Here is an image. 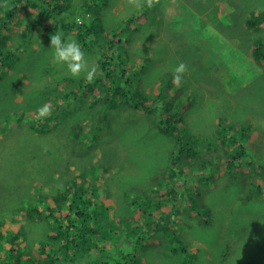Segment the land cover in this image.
Listing matches in <instances>:
<instances>
[{
    "label": "rangeland",
    "instance_id": "374dc122",
    "mask_svg": "<svg viewBox=\"0 0 264 264\" xmlns=\"http://www.w3.org/2000/svg\"><path fill=\"white\" fill-rule=\"evenodd\" d=\"M77 1L82 2L84 10L85 0L70 2L77 6ZM100 1L101 8L93 5L92 10L102 18L103 33L112 37H115L114 34L122 25L145 13V19L131 22L134 29L142 30L138 36L132 31L130 43H134L131 48L129 44L130 54L136 64L146 66V72L138 76L136 86L142 89L140 95L147 88L153 87L154 92L161 85L164 86V91L172 93L171 99L159 101L161 114L165 113L166 108L173 109L176 105L185 107L178 111L177 117L179 120L183 114L181 128L184 132H191L205 142L217 143L213 153L216 155L212 156V162L208 166L212 169L204 162H201V168H206L205 171H191L186 164L182 165L184 171L172 175L182 196L178 195L175 201H168L166 187L160 189L163 183L157 177V168L170 170L172 163L168 162L169 156L171 153L173 156L178 153L175 141L152 124L151 115H145L126 105L113 110L119 114L114 118L120 120V123L111 131H106V128L100 131L102 124L91 123V119L87 117L83 121L85 131L77 139L71 125L61 123L69 120L63 118L61 121V118L69 116L71 113L67 112L84 102L88 96L89 101L98 102L100 88L95 87L94 99L92 87L83 73L74 78L66 65L54 62L49 38L62 33L75 39L82 47L89 64L98 66L93 80L103 73L100 53L93 51L91 46H84L79 33L75 32H79L78 30H66L61 24H54L52 19L56 20L55 15L46 12L49 9L46 2L41 6V3L36 5L27 0H0V24L11 17L8 24L4 23V36L0 38L5 41V44L0 42V52L3 51L0 63L4 62V51L8 56L16 53L17 58V64L13 68L5 67L7 72L1 70L0 73V218L3 219L4 214L10 210L11 218L20 219L22 208L27 207L38 193L36 184H46V193L56 192L62 187L66 190L71 187L69 178L98 163L102 167L98 166L97 173H93L98 178L94 180L92 174L90 181L94 180L97 185V182L104 184L110 189L111 195L110 199L98 198L95 202L103 204L107 210L106 221L115 218L120 221L122 217V221H127L122 230L108 226L109 240L105 244L113 246V251L105 259L111 258L113 264H117L115 258L121 249L120 245L115 244L117 240L124 237L130 246L128 241L132 240V222L145 224L147 221H155L158 216H163L175 207L177 210L174 218L180 223L176 224L179 230L176 233H166L161 245L150 249V264H183V259L188 255L179 249L181 247H186L189 252L196 249L197 259L202 262L209 260V264H225V261L242 264L251 259L257 264L264 262V65L252 61L245 63L242 58L236 59L237 52L247 57L249 53L246 50H250L252 41L264 38V27L248 29L243 25L250 11L264 9V0H159L156 8L142 3L139 9L130 5L127 0H98ZM110 3L111 6H108ZM74 6L71 8L75 14L69 11L61 16V20H78L82 24L92 18V13L79 16V10L75 11L78 8ZM86 15L87 18H84ZM34 19L37 21L33 22ZM94 38L100 46L102 40L98 36ZM122 43L128 44L125 37ZM113 45L117 48L116 52H119V45ZM138 45L140 49L136 51ZM120 55L126 57L125 52ZM181 62L188 66V71L183 76L181 86L177 87L173 83V75L174 69ZM213 73L221 75L215 76ZM170 78L172 83L168 84ZM213 78L222 84L219 88L210 84ZM154 100L155 106L156 99ZM46 102L56 109L58 104L65 105L57 112L58 115L55 114L56 117L50 118L51 124L48 126L47 118H38V109ZM94 107L98 108L99 105L94 104ZM95 110H92L94 114ZM59 120L61 122L56 124ZM231 122H239L245 128L248 145L253 147L252 155L245 151L241 158L244 167L240 165L236 169L227 168L228 157H224L227 160L220 166V155L216 152L220 148V152L224 153L222 145L215 139L220 137L218 126L224 125L226 130L230 128ZM44 131L47 132L43 133ZM94 133H99L100 136L105 134L94 147H90L84 140L87 141L88 135ZM52 135L60 143L64 141L68 144L53 147ZM41 141L46 146L40 152L34 142ZM205 142L200 146L206 149ZM242 144H245V140ZM47 148L53 152L46 153ZM188 155L189 151H186L184 156ZM58 158H62V161ZM103 161L108 165L109 162L121 164L122 170L118 173L107 170L108 165ZM129 174H132L131 179H127ZM223 175L226 177L222 179ZM154 176L157 177L155 181ZM233 176L237 179H233ZM200 186L208 187L207 191H202ZM153 187L157 189L153 190ZM192 190L196 193L194 199H198L199 205L202 200L205 204L202 208L208 207L211 214L202 212V218L198 217L199 211L192 207L195 205L189 195ZM138 196L140 198L136 200L135 197ZM136 201L139 205H136ZM159 201L162 207L156 209ZM147 205L152 206L149 211L145 210ZM187 217L188 220L185 219ZM7 222L5 227L0 226V231L4 232L6 227L15 230L21 223L13 221L11 227L10 222ZM47 230L48 225L29 224L28 231L32 236L29 245L32 244V249H42V241L48 239ZM248 233L251 235L248 236ZM3 243L0 242V245ZM172 250L176 253L180 251L181 254L173 255ZM28 256L23 255L24 258ZM221 259L225 261H220ZM80 260L84 264L96 262L79 257L72 264H78Z\"/></svg>",
    "mask_w": 264,
    "mask_h": 264
},
{
    "label": "trees",
    "instance_id": "16d2710c",
    "mask_svg": "<svg viewBox=\"0 0 264 264\" xmlns=\"http://www.w3.org/2000/svg\"><path fill=\"white\" fill-rule=\"evenodd\" d=\"M22 1L23 0H20V2ZM27 1L33 2V4L36 5L38 3H41V6H43L46 2L49 6V9H46V12L51 14L53 13L55 15L56 20L52 19V22L54 24H61L66 30H69L70 28L75 30L79 29V32H75L79 33L81 42H83L85 46H91L96 53H100L101 55L103 73L89 82L92 90L100 88L98 95L100 99H98V102H90V96H88L84 102L76 107V114H74L75 107L73 110L67 112L71 113L69 115L70 117L74 114L77 117H81L79 119L89 117L93 122L102 123L108 118L115 119V115H119L117 114V112H113L114 108L120 106L125 107L126 105L129 108H133L135 111L142 112L145 115H151L152 124H154L160 132L164 133L175 141V144L179 148L180 152L176 156H173V153L170 154L168 159V162L172 163L170 170L168 171V169L166 168L163 171L164 168H157V171H159L157 177H159L160 181L163 183V185L160 186V189L166 187L165 192L168 194L167 200L175 201L176 197L181 194L176 187V181H174L172 175H175L181 171L183 172L184 169L182 168V165L185 164L191 171H194L196 169L205 171L206 168H201V162H204L207 167L211 164L212 156L216 155L213 153L214 147L217 146V143L214 141V143L211 144L209 143V141L205 142L201 139L196 138L195 135H193L191 132H184V130L181 128L184 121L183 115L180 117L179 121L177 120L178 111L183 110L185 108L184 106L176 105L173 109L166 108L165 113L161 114L162 111L159 107V101L165 99L166 102L167 100L172 98V93H170L168 90L164 91V86H159L160 88L154 92L152 91L153 87L147 88L145 89V91H143L142 95H140L142 89L138 86H135L138 82V76L146 72V66L144 67V65L141 66L140 64H136V62H134L133 56L130 55L129 44L131 48V44L134 43H130L133 38L132 31H134L138 36L140 30H142L134 29L131 22L133 20L145 19V13L143 12L141 15L132 18L130 20V23L122 25L121 28L114 34L115 37H112L103 33L101 27L102 18H100L97 13L92 10L94 8L93 5H97V8H101V1L98 2V0H85L84 4L86 8L84 10L82 9V2L77 1L78 5L75 7H79V16L82 17V15L92 13V18L86 20L82 24H79L77 21L74 22L72 20H61V16L69 13V11L70 13L75 14L71 8V5L74 6V4L70 2L71 0ZM158 5L159 4L154 3L153 8L158 7ZM108 6H111V3ZM42 15L43 14L41 12V17ZM10 20L11 17L5 19L4 22L0 24V38L4 36V23L8 24ZM61 21L62 23H59ZM74 23L77 25L75 26ZM243 25L248 29H252L257 26L259 28L264 27V9H256L255 11H250V15L247 18L246 22L243 23ZM47 29H49V27ZM96 36H98L100 40H102L100 46H98L97 44L98 40L94 38ZM124 37L127 39V46L126 43H122ZM108 38L109 40H107ZM111 38L113 39V42ZM0 42L5 44V41H2V39L0 40ZM114 43H117L119 45V52H116L117 48L113 45ZM139 49L140 47L138 45L136 51H138ZM249 49L250 50H246V52L249 53L247 57H244L243 55H240L239 52H237L238 57L236 56V59L242 58L244 59L245 63H248L251 61V59H253L257 63L264 65V38H258L255 41H252ZM2 52L3 51H1L0 54ZM122 52L126 53V57H122L120 55ZM15 55L16 53L8 56L4 51V62L0 63V73L1 70H4L5 67L7 69H11L13 68L14 64H17V58L15 57ZM200 61L201 60H199V62ZM7 69L4 70V72H7ZM169 83H172V78L169 79L168 84ZM154 99H156L155 106L153 105L155 103ZM165 102L163 103L164 105ZM94 104L99 105V107H94ZM49 105H51V103H49ZM51 106L53 111L51 115L46 117L47 126L51 124L50 118L56 117L55 114L61 108L65 107V105L63 104L56 105L57 109L53 105ZM93 108L96 109L95 114L92 111ZM106 116L109 117L106 118ZM95 117L96 120L94 119ZM69 122L73 124L72 126L76 124V121L73 118H71ZM226 122L227 124L229 123V121ZM231 123L232 124L229 126L230 128H226V130L224 125L218 126V133L220 137H216L215 139L219 144L222 145V147L226 146L227 148L223 147L224 153L220 152V148L216 152L220 155V166L222 165L223 161L225 162L224 157H228L229 160L227 162V168L234 167L236 169V167L244 165L241 161V158L244 157L245 151L250 155L253 154V147L248 145V133L246 132L245 128L241 126L239 122ZM235 123L239 124L236 125ZM77 125L78 126H76L74 129H79L75 134L76 138L79 139L83 130H80L82 126L81 123H77ZM220 127H222V129H220ZM46 132L47 131H44L43 133ZM102 137L103 136H100L99 133H94L92 135H88L87 141L84 140V142L88 146L94 147L98 143V140H100ZM243 140H245V144H242ZM204 142L207 146L206 149L200 146ZM43 143L44 141L38 143L34 142V145L37 144V146L39 147L40 152L46 146V144L43 145ZM51 144L56 148L59 145L66 146L68 143L64 141L60 143L57 137L55 135H52ZM47 150L48 151L46 153L49 152V154H51L53 152V150L52 152H50L49 148H47ZM186 151H189L188 156H184ZM58 160L62 161V158H58ZM103 162L108 165L106 161ZM96 164L97 165H91L88 169L80 172L75 177L69 178L71 187L66 190L65 187H62L60 189L58 188L56 192L46 193V184H36L35 188L37 189L38 193L33 196V200L30 201L27 207L22 208L20 219L11 218L10 215H12V212L10 210H8L6 214H4V216L6 215V218L4 216L3 219L0 218V226L2 225L3 227H5L7 221L10 222L11 227L13 225V221L21 222L20 225L15 228V230L10 227H6V230L4 229V232L0 231V242H4L0 245V264H63V262H65V264H72V262H75L79 257L86 261H96L94 264H113L111 258L105 259L106 255L108 256L113 248V246H108L105 244L106 240H109V235H107L108 226L113 227L114 229L119 228L118 230H122L123 226L125 225L124 223H127V221L122 222V219L124 218L120 219V221L116 218L114 220L108 219V221H106L105 218L107 217V210L105 209L103 204H96L95 200H98V198H100L101 200H106V198L110 199L111 195L110 189L107 188V186L99 182H97V185L95 184V182H93L95 178H98L95 177L93 173H97L98 166L102 167L101 164ZM116 167L117 163L112 164L111 162H109L108 168L106 169L115 171ZM176 169L179 170L177 171ZM51 173L52 172H50V174ZM201 174H199L200 177H202ZM225 174L227 176V171ZM91 175L92 178H94L93 181H90ZM226 176L223 175L221 178L223 179ZM157 177H155L154 181ZM213 179L217 180L214 177ZM233 179H237V177L233 176ZM88 184L91 185L86 186ZM156 189H154L153 187V190ZM207 189L208 187H204L202 188V191H207ZM195 194L196 193H194V191L192 190V193L189 195L190 199L194 201L195 207H192L199 211L198 217L202 216V212L209 214L211 210L208 207L202 208L205 207V204L201 200L202 204L199 205L198 199H194ZM138 198H140V196L135 197L136 200H138ZM157 204L158 205L156 206V209L162 207L161 201L157 202ZM136 205H139L137 201ZM150 208H152V206L147 205L145 210L149 211ZM176 210L177 207L164 214L163 216H158L157 220H151L150 222L147 221L145 224H140L138 221L137 225L136 221L132 222L133 227H131L132 231L130 233V237H132V240L128 241L130 243V246L127 244L124 237H122L123 240L119 238L115 244L116 246L120 245L121 249L119 250L117 258H115V261H119V264H141L143 260L142 264H150L152 259L149 257L150 249H152V247L154 246L161 245L163 236H165L166 233H176L175 231L179 230V228L176 227V224L180 223H178V220L174 218V215H176ZM141 217L142 216H140V218ZM188 217L185 219L188 220ZM29 224L48 225V230L46 231V233L48 232V239L42 241L43 247L39 251H35L34 249H32V244L29 245L30 238L32 237L31 233L28 231ZM250 235L251 233H248V236ZM138 245H141L142 247L140 248ZM129 249L130 252H127L129 251ZM179 249L182 252H186L188 255L187 258L183 259V264L211 263L209 260H205L202 262L197 259L198 253L196 252V249H192V252H189L186 247H181ZM172 251L173 252L171 254L173 255L181 254L179 250L178 253H176L174 250ZM24 254H28V258H24ZM130 257H132L133 259H130ZM220 261L225 260L221 259ZM234 263L235 262L230 263L228 261H225V264ZM263 263L264 262L258 264ZM78 264H84V261L80 260ZM242 264L257 263L255 260H246Z\"/></svg>",
    "mask_w": 264,
    "mask_h": 264
},
{
    "label": "clouds",
    "instance_id": "9594fccd",
    "mask_svg": "<svg viewBox=\"0 0 264 264\" xmlns=\"http://www.w3.org/2000/svg\"><path fill=\"white\" fill-rule=\"evenodd\" d=\"M158 2H159V0H128V3L130 5H132L133 7L137 8V9L142 7V3L146 4L147 7H152L154 5V3H158ZM261 9L263 10V8H261ZM255 10L256 9H254V11ZM84 18H87V15L84 16ZM49 39H50V47L53 49V60H54V62H56L58 64H61V65H66L68 72L74 78L80 77L81 74L83 73L85 75V78L89 82H91L93 80L94 76L96 75V73L98 71V66H94V65H90L89 64L88 60L85 58V53H84L82 47L80 46V44L75 39L67 37V36H64L62 33H56L54 35H51ZM254 62L256 63V61H254ZM187 71H188V66L185 63H183V62H181L174 69L173 83H174L175 86H177V87L181 86L182 81H183V76L187 73ZM217 82H219V81L217 80ZM93 92H94V89L91 91L92 97L94 98V93ZM98 98H99V96H98ZM90 102H95V101L92 100ZM76 107H78V106H76ZM76 107H75L74 114H76V112H77ZM115 109L116 108H114V110ZM52 111H53L52 106L47 103V104L41 106L38 109V118H46L47 116L51 115ZM74 114L71 115V117L70 116H65V117L62 116V118H61V121H62L63 118H65L67 120H70L71 118H73L76 121V124L74 126H72L73 124H71L69 121L68 122L67 121L66 122H61L59 120V122H57L56 124H59L61 122L65 126L67 124L71 125V129L74 130V132H78L79 129L75 130L74 128L76 126H78L77 123H81L82 124V126H81L82 129H80V130L85 131L83 129V124H84V122L86 121L87 118L79 119L81 117H77ZM107 117H109V116H106V118ZM92 122L93 121L91 119V123ZM119 122H120V120L108 118L107 120H105V121H103L101 123L102 126L100 128V131L103 128H106V131H108V130L111 131L113 129V127L116 124H118ZM100 131H99V133H100ZM105 133H103L102 136ZM176 148H177V146H176ZM130 165H129V170L128 171H130ZM121 170H122L121 164L117 163V167H116V170L114 172L118 173ZM116 262H117V264H119V261H116ZM94 263H92V264H94Z\"/></svg>",
    "mask_w": 264,
    "mask_h": 264
},
{
    "label": "bare ground",
    "instance_id": "6f19581e",
    "mask_svg": "<svg viewBox=\"0 0 264 264\" xmlns=\"http://www.w3.org/2000/svg\"><path fill=\"white\" fill-rule=\"evenodd\" d=\"M127 1H128V0H127ZM166 4H167V3H166ZM120 5H121V4H120ZM74 7H75V6H74ZM76 8L79 9V7H76ZM83 12H84V11H83ZM1 15H2V14H1ZM1 15H0V17H2ZM70 16L72 17V15H70ZM98 16H99V15H98ZM4 17H5V16H4ZM88 17H89V16H88ZM90 18H91V17H90ZM38 19H39V18H38ZM34 20H35V19H34ZM36 21H37V19H36L35 21H33V22H36ZM77 21H78V20H77ZM9 22H10V21H9ZM50 22H51V21H50ZM83 22H84V21H83ZM37 23H38V22H37ZM10 24H11V23H10ZM41 24H42V23H41ZM48 24H49V23H48ZM108 25H109V24H108ZM33 26H34V25H33ZM45 26H46V25H45ZM48 26H50V25H48ZM6 27H7V25H6ZM11 27H12V26H11ZM11 27H10V28H11ZM43 29H44V28H43ZM68 29H69V28H68ZM70 29H71V28H70ZM214 29H215V28H214ZM72 30H73V29H72ZM74 30H75V29H74ZM78 30H79V29H78ZM44 31H46V30H44ZM40 32H41V31H40ZM42 32H43V31H42ZM42 32H41V33H42ZM87 32H88V31H87ZM74 33H75V32H74ZM105 33H106V32H105ZM46 34H47V33H46ZM90 34H91V33H90ZM83 38H85V37H83ZM90 38H91V37H90ZM88 39H89V36H88ZM85 40H86V39H85ZM86 41H87V40H86ZM186 41H187V40H186ZM6 43H7V42H6ZM84 46H85V45H84ZM126 46H127V45H126ZM88 48H89V47H88ZM94 48H95V47H94ZM96 48H97V47H96ZM127 48H128V47H127ZM129 49H130V48H129ZM91 50H92V49H91ZM93 51H94V50H93ZM130 55H132V54H130ZM99 56H100V55H99ZM129 61H131V60H129ZM95 62H96V61H95ZM126 62H128V61H126ZM50 64H51V63H50ZM44 67H46V66H44ZM139 68H140V67H139ZM52 72H53V71H52ZM21 74H22V73H21ZM56 77H57V76H56ZM58 77H59V76H58ZM58 77H57V78H58ZM26 80H27V79H26ZM23 81H24V80H23ZM18 83H19V82H18ZM20 83H21V82H20ZM16 85H17V84H16ZM135 86H136V85H135ZM18 87H19V86H18ZM132 87H133V86H132ZM128 89H129V88H128ZM128 89H127V90H128ZM135 89H136V88H135ZM125 90H126V89H125ZM130 91H131V90H130ZM104 96H105V95H104ZM105 97H106V96H105ZM235 143H236V142H235ZM223 147H226V146H223ZM226 148H227V147H226ZM228 148H229V147H228ZM176 149H177V151H178V153H179V152H180V151H179V148L177 147ZM229 150H230V149H229ZM226 151H227V150H226ZM178 153H177V155H178ZM224 155H225V154H224ZM215 160H216V159H215ZM226 160H227V159H226ZM226 160H225V161H226ZM42 161H43V160H41V162H42ZM220 162H221V161H220ZM243 167H244V165H243ZM182 168H184V167H182ZM245 168H246V167H245ZM259 170H260V169H259ZM240 174H241V173H240ZM35 176H36V175H35ZM252 176H253V175H252ZM37 177H38V176H37ZM37 177H36V178H37ZM243 178H244V177H243ZM259 178H260V177H259ZM39 179H40V178H39ZM251 179H252V178H251ZM261 180H262V179H261ZM42 181H43V180H42ZM40 182H41V181H40ZM93 182H94V181H93ZM41 183H42V182H41ZM242 183H244V182H242ZM245 183H247V182H245ZM245 183H244V184H245ZM261 183H262V182H261ZM93 184H94V183H93ZM247 184H248V183H247ZM263 184H264V183H263ZM252 185H253V184H252ZM256 185H257V184H256ZM88 186H89V185H88ZM212 187H213V186H212ZM252 187H253V186H252ZM254 187H255V186H254ZM247 188H250V187L247 186ZM245 190H246V189H245ZM263 190H264V189H263ZM247 191H248V190H247ZM244 192H245V191H244ZM248 193H249V192H248ZM245 197H246V196H245ZM247 198H249V197H247ZM65 210H66V209H65ZM122 218H123V217H122ZM251 219H252V217H251ZM253 219H255V218H253ZM122 220H123V219H122ZM254 221H255V220H254ZM122 222H123V221H122ZM122 222H121V223H122ZM250 222H251V221H250ZM256 224H257V223H256ZM256 224H255V226H256ZM87 226H89V225H87ZM262 229H264V228H262ZM238 230H239V229H238ZM239 231H240V230H239ZM246 234H247V232H246ZM231 241H232V240H231ZM263 241H264V240H263ZM233 242H235V241H233ZM236 244H237V243H236ZM196 245H198V244H196ZM97 246H98V245H97ZM110 246H111V245H110ZM231 246H234V245H231ZM230 248H231V247H230ZM233 248H234V247H233ZM261 248H262V247H260V249H261ZM231 249H232V248H231ZM260 249H259V250H260ZM112 251H113V250H112ZM114 252H115V251H114ZM253 254H255V253H253ZM253 254H252V255H253ZM260 254H261V253H260ZM245 255H246V254H245ZM225 256H226V255H225ZM231 256H232V255H231ZM253 256H254V255H253ZM262 256H263V253H262ZM241 257H242V256H241ZM241 257H239V258H241ZM246 257H247V256H246ZM243 259H245V258H243ZM238 260H239V259H238ZM241 260H242V259H241ZM251 260H252V259H251ZM87 261H88V260H87ZM243 261H244V260H243ZM249 261H250V260H249ZM257 262H258V261H257ZM238 264H239V262H238ZM263 264H264V263H263Z\"/></svg>",
    "mask_w": 264,
    "mask_h": 264
},
{
    "label": "crops",
    "instance_id": "0c3cea01",
    "mask_svg": "<svg viewBox=\"0 0 264 264\" xmlns=\"http://www.w3.org/2000/svg\"><path fill=\"white\" fill-rule=\"evenodd\" d=\"M251 61L252 62H254V60L253 59H251ZM255 63V62H254ZM215 74V76H217V75H221V74H218V73H213V75ZM225 75H226V73H225ZM210 84L211 85H215L217 88H219V86L220 85H222L220 82H217V79L216 78H213L211 81H210ZM226 85V84H225ZM131 179L132 178V174L130 175H128V177H127V179Z\"/></svg>",
    "mask_w": 264,
    "mask_h": 264
}]
</instances>
